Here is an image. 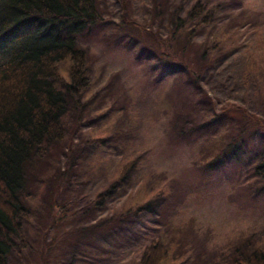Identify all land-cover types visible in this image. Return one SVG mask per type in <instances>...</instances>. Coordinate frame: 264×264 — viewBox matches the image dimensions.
Returning a JSON list of instances; mask_svg holds the SVG:
<instances>
[{
  "label": "rangeland",
  "instance_id": "rangeland-1",
  "mask_svg": "<svg viewBox=\"0 0 264 264\" xmlns=\"http://www.w3.org/2000/svg\"><path fill=\"white\" fill-rule=\"evenodd\" d=\"M195 1L96 0L101 20L76 34L88 56L90 86L81 95L85 106L78 121L75 109L66 115L68 139L58 149L59 162L50 176H42L39 189H32L33 212L24 223L30 246L19 256L13 252L15 264H132L135 251L157 236L166 240L165 264H234L236 245L263 243L264 178L252 167L264 154V0H201L214 9L215 24L202 29L179 58L190 69L199 66L197 85L188 70L167 74L157 66L147 41L142 44L129 25L162 35L168 15L158 18L154 11ZM197 43L214 59L211 65L210 56L200 59ZM199 90L213 99L209 113L223 118L208 130L202 124L208 107ZM182 120L196 129L178 137L173 126ZM116 122L113 139L125 147L91 143ZM238 125L247 130L243 162L216 163L223 132L236 134ZM137 152L145 188L137 183L104 210L83 211ZM161 192V206L142 219L144 231L131 232V240L99 246L78 232Z\"/></svg>",
  "mask_w": 264,
  "mask_h": 264
},
{
  "label": "trees",
  "instance_id": "trees-1",
  "mask_svg": "<svg viewBox=\"0 0 264 264\" xmlns=\"http://www.w3.org/2000/svg\"><path fill=\"white\" fill-rule=\"evenodd\" d=\"M203 3L196 0L186 7L168 4L157 8L154 15L158 18L162 12L168 15L162 35L129 24L142 36V44L147 41V52L157 66L166 68L167 74L188 70L193 85H197L199 66L190 69L179 58L202 29L215 24L214 9ZM100 20L96 0H0V264H15L13 252L19 256L30 246L24 223L33 212L32 202L36 196L32 189H39L42 176H50L51 166L59 162L58 149L68 139L64 125L66 115L75 109L77 121L80 119L85 106L81 95L90 86L87 52L78 45L76 34ZM197 45L200 59L210 56L211 65L214 59L208 50ZM63 61H68L69 66L63 67ZM197 92L208 107V116L202 124L211 128L223 118L221 114L209 113L214 107L212 97L200 90ZM243 115L246 117V113ZM119 124L116 122L113 129H107L104 136L92 139L91 143L98 147L108 143L125 147L123 142L113 139L114 129ZM195 129L185 120L173 126L178 137ZM235 131L237 133L232 135L223 132L214 156L216 163L231 160L238 165L243 162L247 153L244 148L247 130L238 125ZM218 133L214 131L212 136L216 138ZM141 155L137 152L123 163L117 174L110 176L107 187L94 196L92 203H86L83 211L104 210L108 203L137 183L145 188L139 169ZM65 161L67 166L72 163L69 157ZM252 168L255 176L264 178V154ZM162 196L161 192L140 204L136 201L121 212L105 215L81 227L78 232L83 239L93 238L99 246L110 247V243L119 239L131 240V232L144 231L142 219L158 210ZM135 256L132 264H165L169 254L164 236L153 237L142 244ZM231 261L264 264V241L260 246L248 241L236 245Z\"/></svg>",
  "mask_w": 264,
  "mask_h": 264
}]
</instances>
